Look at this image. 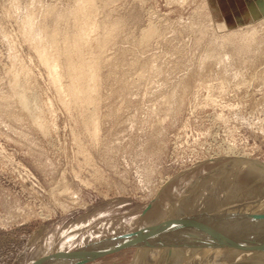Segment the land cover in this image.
<instances>
[{"label":"rangeland","instance_id":"374dc122","mask_svg":"<svg viewBox=\"0 0 264 264\" xmlns=\"http://www.w3.org/2000/svg\"><path fill=\"white\" fill-rule=\"evenodd\" d=\"M31 1L0 0V264H31L171 216L242 211L264 195L262 175L233 160L264 162V0ZM29 9L33 41L54 53L62 86L26 37ZM19 90L37 93L38 117ZM257 222L260 230L213 225L219 241L170 230L174 239L147 236L83 264H194L224 240L264 244ZM208 250L196 264H264L261 250Z\"/></svg>","mask_w":264,"mask_h":264},{"label":"bare ground","instance_id":"6f19581e","mask_svg":"<svg viewBox=\"0 0 264 264\" xmlns=\"http://www.w3.org/2000/svg\"><path fill=\"white\" fill-rule=\"evenodd\" d=\"M15 3H17V1L19 2V0H13ZM33 1V0H32ZM31 1V2H32ZM90 1V0H89ZM93 1V0H92ZM92 1H90V2H92ZM108 1V0H107ZM78 2H80V1H78ZM94 2V1H93ZM13 3V2H12ZM82 3V2H81ZM86 3H88V1L86 2ZM85 2H84V4H86ZM95 3V2H94ZM93 3V4H94ZM11 4V3H10ZM79 4V3H78ZM13 6V5H12ZM80 6H81V4H80ZM90 6V5H89ZM11 7V6H10ZM84 7V6H83ZM15 8H18V6L16 7V5H15ZM29 8V6L27 7V9ZM78 9H79V7H77ZM47 9V8H46ZM85 9V8H84ZM86 9H88V8H86ZM259 9H262V11H264V2H260V6H259ZM16 10V9H15ZM18 10V9H17ZM80 10V9H79ZM89 11V10H88ZM90 11H92V9H90ZM18 12V11H17ZM28 13L27 14H25V18H26V20H27V23L29 24H27L28 25V28H26L27 30V35H26V37L28 36V39H31L32 41H33V38H34V36H36V31H34V18H35V16L33 15L34 14V12L33 11H30V9H29V11H27ZM48 12V11H47ZM86 12V11H85ZM19 13V12H18ZM43 13V12H42ZM87 13V12H86ZM77 14H78V11H77ZM81 14V13H80ZM44 15V14H43ZM83 16V15H82ZM85 16H88V15H86L85 14ZM72 17H74L73 15H72ZM91 17H93V16H91ZM82 18V17H81ZM88 18H90L89 16H88ZM82 19H85V17L84 18H82ZM81 19V20H82ZM87 19V18H86ZM86 19H85V21H86ZM91 19V18H90ZM89 19V20H90ZM24 20V19H23ZM76 20V19H75ZM79 20V19H78ZM92 21H94V20H92ZM26 22V21H25ZM82 22H84V21H82ZM89 22V21H88ZM76 23V22H75ZM87 23V22H86ZM90 23H91V21H90ZM57 24V23H56ZM78 23H76V25H77ZM82 24H84V23H82ZM89 24V23H88ZM93 24H95L94 22H93ZM107 24V23H106ZM109 24V23H108ZM40 25V24H39ZM60 25V24H59ZM24 26V25H23ZM54 26V25H53ZM85 26V25H84ZM151 26V25H150ZM45 27V26H44ZM80 27V26H79ZM87 27V26H86ZM91 27V26H90ZM24 28H25V26H24ZM41 28H42V26H41ZM56 28H58L57 26H56ZM74 28V27H73ZM85 28V27H84ZM83 28V29H84ZM108 28V27H107ZM151 28V27H150ZM152 28H154V26L152 27ZM44 29V28H43ZM47 28H45V30H46ZM55 29V28H54ZM80 29H81V27H80ZM89 29V28H88ZM92 29V28H91ZM90 29V30H91ZM94 29V28H93ZM24 30V29H23ZM37 30V29H36ZM44 30V31H45ZM86 30H87V28H86ZM113 30H115V29H113ZM148 30V29H147ZM39 31H40V27H39ZM57 31V30H56ZM77 31H78V29H77ZM92 31V30H91ZM93 31H95V29L93 30ZM110 31V30H109ZM108 31V32H109ZM41 32V31H40ZM87 33H88V30L86 31ZM85 32V33H86ZM90 32V31H89ZM105 32V31H104ZM145 32H146V30H145ZM155 33V32H154ZM153 33V34H154ZM143 34V33H142ZM23 35H24V33H23ZM38 35V34H37ZM86 35V34H85ZM105 35V34H104ZM107 35V34H106ZM55 36V35H54ZM81 36V35H80ZM79 36V37H80ZM87 36V35H86ZM85 36V37H86ZM89 36V35H88ZM148 36V35H147ZM39 38L41 37V35L40 36H38ZM56 37V36H55ZM99 37V36H98ZM111 37V36H110ZM94 38V37H93ZM100 38V37H99ZM107 38H109V37H107ZM27 39V40H28ZM88 39V38H87ZM25 40H26V38H25ZM73 40V39H72ZM89 40V39H88ZM107 40V39H106ZM32 41H31V43H32ZM76 41V40H75ZM84 41V40H83ZM91 41V40H90ZM98 41H99V39H98ZM108 41V40H107ZM88 42V41H87ZM101 42V41H100ZM74 43V42H73ZM72 43V44H73ZM76 43H77V41H76ZM105 43V42H104ZM55 44H56V42H55ZM78 44V43H77ZM86 44V43H85ZM31 45V44H30ZM29 45V46H30ZM33 45H34V47L36 48V51L38 52L37 54L40 56V59L45 63V65H46V67H47V72L49 71V73L48 74H51L52 75V77H53V79L55 80V82L58 84L57 85V87L59 86V85H61L62 86V84H60L59 82H60V79H62V77H61V74L59 73V71H58V68H57V65H58V63H57V61H56V57H54L53 56V54H51V50L48 48V46L47 45H45L44 43H41V42H38V43H34V41H33ZM83 45V44H82ZM107 45V44H106ZM105 45V46H106ZM67 46V45H66ZM65 46V47H66ZM90 46V45H89ZM102 46V45H101ZM33 47V46H32ZM87 47V46H86ZM78 48V47H77ZM69 49V48H68ZM75 49V48H74ZM80 49V48H79ZM55 50V49H54ZM65 50V49H64ZM91 50V49H90ZM60 51V50H59ZM75 51H77V50H75ZM67 52V51H66ZM72 52V51H71ZM58 53V52H57ZM73 53V52H72ZM77 53V52H76ZM85 53V52H84ZM90 53V52H89ZM98 53V52H97ZM62 54H65V53H62ZM74 54V53H73ZM93 54V53H92ZM102 54V53H101ZM57 55V54H56ZM71 55V54H70ZM89 55V54H88ZM91 55V54H90ZM95 55V54H94ZM38 56V57H39ZM60 56H61V53H60ZM67 56V55H66ZM85 56V55H84ZM65 57V56H64ZM67 57H69L68 59H70V56H67ZM77 57H78V55H77ZM91 57V56H90ZM89 57V58H90ZM56 58V59H55ZM71 58H72V55H71ZM39 59V58H38ZM67 59V61L69 62V60ZM100 59V58H99ZM98 59V60H99ZM63 60V59H62ZM74 60V59H73ZM76 60H79V59H76ZM90 60V59H89ZM63 61H65V58H64V60ZM83 61V60H82ZM43 63V64H44ZM70 63V62H69ZM86 63V62H85ZM87 63H89V62H87ZM86 63V64H87ZM99 63V62H98ZM42 64V65H43ZM82 64V63H81ZM104 64V63H103ZM89 64H87V66H88ZM98 65V64H97ZM96 65V66H97ZM87 66H85V67H87ZM91 66V65H90ZM24 67V66H23ZM66 67V66H65ZM70 67V66H69ZM68 67V68H69ZM80 67V66H79ZM94 67V66H93ZM75 68H76V66H75ZM98 68V67H97ZM102 68V67H101ZM26 69V71H29V70H27V68H25ZM72 69H73V67H72ZM89 69V68H88ZM93 69V68H92ZM60 70V69H59ZM71 70V69H70ZM90 70H91V68H90ZM96 70H98V69H95V72H96ZM15 71V70H14ZM79 71V70H78ZM83 70H81V72H82ZM92 71V70H91ZM91 71H88V72H91ZM16 72V71H15ZM14 72V73H15ZM73 72V71H72ZM80 72V73H81ZM87 72V73H88ZM18 73V72H17ZM16 73V74H17ZM79 73V74H80ZM83 73V72H82ZM86 73V72H85ZM97 73V72H96ZM96 73H94L95 75H96ZM15 74V75H16ZM75 74V73H74ZM74 74H72V75H74ZM98 74V73H97ZM27 75V74H26ZM25 75V76H26ZM69 75V74H68ZM71 75V76H72ZM77 75V74H76ZM95 75H93L94 77H95ZM70 76V77H71ZM90 76V75H89ZM98 76V75H97ZM16 77H17V75H16ZM48 77H50V76H48ZM74 77V76H73ZM79 77V76H78ZM84 77V76H83ZM88 77V76H87ZM94 77H92L91 76V79L92 78H94ZM30 78V77H29ZM28 78V79H29ZM90 78V77H89ZM17 79V78H16ZM18 79H19V77H18ZM51 79V78H50ZM70 79V78H69ZM72 80H74V79H72ZM78 80V79H77ZM94 80H95V78H94ZM20 82H21V80H19ZM24 81V80H23ZM81 81V80H80ZM15 82V81H14ZM75 82H76V80H75ZM84 82V81H83ZM96 82V81H95ZM23 83V82H22ZM55 83V84H56ZM91 83V82H90ZM53 84V83H52ZM81 84H83V83H81ZM99 83H97L96 84V86L98 85ZM21 85V84H20ZM70 85V84H69ZM76 85V84H75ZM78 85V84H77ZM80 85V84H79ZM89 85V84H88ZM91 85H94V84H92L91 83ZM24 86V85H23ZM63 86H64V84H63ZM54 87H55V85H54ZM66 87H67V85H66ZM86 87H87V85H86ZM21 88H25V87H21ZM28 89V88H27ZM58 89H61V87L60 88H58ZM64 89V88H63ZM73 89V88H72ZM75 89V88H74ZM80 89V88H79ZM79 89H78V91H79ZM96 89V88H95ZM30 90V89H29ZM55 90V89H54ZM66 89H64L63 91H65ZM88 90H90L89 92H92V90H93V92L95 93V91H94V86H89V89H87V91ZM23 91H26V90H23ZM58 91V90H57ZM60 91V90H59ZM62 91V90H61ZM69 91V90H68ZM67 91V92H68ZM71 91V90H70ZM81 91V90H80ZM87 91H86V93H87ZM19 92H20V90H19ZM72 92V91H71ZM76 92V91H75ZM89 92H88V95H89ZM19 94H21V102H22V105H23V107L25 108V106L28 108V110L29 111H31V114L33 115H36V117H38V109H39V105H40V103H39V98L36 96V92H34V90L33 91H29V92H20ZM62 94V93H61ZM64 94V93H63ZM76 94V93H75ZM82 94V93H81ZM91 94V93H90ZM77 95V94H76ZM19 96V95H18ZM62 96V95H61ZM66 96V95H65ZM67 96H68V94H67ZM74 96V95H73ZM63 97V96H62ZM71 97V96H70ZM70 97H69V99H68V101L70 100ZM79 97H80V95H79ZM64 98V97H63ZM20 99V98H19ZM65 99H66V97H65ZM73 99V98H72ZM81 99V98H80ZM83 99H84V96H83ZM89 99H91V98H89ZM74 100V99H73ZM77 100H79V99H77ZM82 100V99H81ZM50 101V100H49ZM74 102V101H73ZM78 102V101H77ZM84 102V101H83ZM82 102V104L84 105V103ZM87 102H89V101H87ZM92 102V101H91ZM72 103V102H71ZM75 103V102H74ZM66 104V103H65ZM80 104V103H79ZM87 104V103H86ZM92 104V103H91ZM25 105V106H24ZM69 105V104H68ZM78 106V105H77ZM26 108V109H27ZM50 108V107H49ZM53 111V110H52ZM85 111V110H84ZM51 112V111H50ZM51 114V113H50ZM31 115V116H32ZM33 115V116H34ZM35 118V117H34ZM42 118V117H41ZM43 119V118H42ZM34 120V119H33ZM96 123V122H95ZM94 123V124H95ZM41 124V123H40ZM94 134V133H93ZM234 149V148H233ZM232 149V150H233ZM233 152V151H232ZM233 153H235V152H233ZM237 153V152H236ZM244 153V152H243ZM246 153V152H245ZM248 153V152H247ZM226 155H227V153H226ZM228 155H229V153H228ZM240 155V154H239ZM250 156V155H249ZM205 157V156H204ZM251 157V156H250ZM219 158H220V156H219ZM258 159V158H257ZM235 162H236V164H238L239 166H240V168H242V167H247L248 168V172L249 173H252V174H257V175H262V177L264 178V162H260V161H258V160H254L253 158L251 159V158H247V157H244V156H241V157H238V158H235V159H233ZM227 168V167H226ZM238 168V167H237ZM236 168V169H237ZM246 172V170L244 171V172H242V173H245ZM226 174V173H225ZM243 176H246L245 174H242ZM250 175V174H249ZM248 175V176H249ZM242 178V177H241ZM240 178V179H241ZM260 178V177H259ZM239 179V180H240ZM234 181V180H233ZM230 183V182H229ZM249 183V182H248ZM258 183V182H257ZM259 185V184H258ZM180 188V187H179ZM250 188V187H249ZM256 188V187H255ZM264 188V187H263ZM194 190V189H193ZM163 192V191H162ZM161 192V193H162ZM256 192V191H255ZM259 197V196H258ZM249 200V199H248ZM255 202H253L254 203V205H252V206H249V207H245L244 209H242V211H235V212H247V213H258V212H264V195L262 196H260L258 199H255L254 200ZM250 205H251V203H249ZM159 206H161V204L159 205ZM238 206H241V205H235V206H231V207H238ZM228 207V206H227ZM245 209H247V210H245ZM243 210H245V211H243ZM170 211V210H169ZM207 211H209V210H207ZM223 211V209H220V210H218V212H215V213H219V212H222ZM168 212V211H167ZM201 212V211H200ZM195 213H198V212H195ZM195 213H189V214H195ZM201 213H203V211L201 212ZM206 213H208V212H206ZM210 214H215L214 212H209ZM163 214V213H162ZM200 214V213H199ZM182 216V215H181ZM172 217V216H171ZM170 217V218H171ZM176 217H180V215H178V216H173L172 218H176ZM165 219V218H164ZM231 220H228V221H216V226H218V227H221V230H229V228H230V226H233V229L234 228H236V229H248V228H250V227H254L255 229H257L255 226H259L258 227V229L260 230L261 229V225H263V223L262 224H259L258 222H256V221H252V222H249V221H247V223L245 222L246 220H244V221H242V222H230ZM159 222H161V221H159ZM158 222V223H159ZM263 222V221H262ZM152 224V223H151ZM142 226V225H141ZM144 226V225H143ZM250 226V227H249ZM264 227V226H263ZM111 228V227H110ZM253 228V229H254ZM186 229V228H185ZM187 230V229H186ZM251 230V229H250ZM259 230L257 231L258 233H259ZM179 231V230H178ZM185 231V230H184ZM183 231V232H184ZM196 231V230H195ZM110 232V231H109ZM177 232V231H176ZM175 232V233H176ZM179 232H181V230L179 231ZM166 233V232H165ZM164 233V234H165ZM196 233L197 234H199L198 233V231H196ZM220 233V232H219ZM218 233V234H219ZM261 233H262V231H261ZM161 235H162V233H160ZM169 234H171L170 236H171V238H172V235H173V233L171 232H168V235ZM201 234V237H204V239H206V235L207 234H202V233H200ZM158 235V234H157ZM160 235V236H161ZM178 235V234H177ZM183 235H184V233H183ZM196 235V234H195ZM203 235V236H202ZM221 236H222V234H220ZM255 235V234H254ZM166 236V235H165ZM170 236H166V237H168V238H170ZM198 236H200V235H198ZM227 236V235H226ZM233 236V235H232ZM192 237H194V235L193 236H191V239L190 240H193L192 239ZM197 237V236H196ZM220 237V236H219ZM224 237V236H223ZM175 238H176V236H175ZM199 238V237H198ZM172 239H174V237L172 238ZM229 239V238H228ZM241 239V238H240ZM67 240H69V239H67ZM189 240V241H190ZM195 240V239H194ZM197 240V239H196ZM202 241H203V238L201 239ZM206 240H208V238L206 239ZM212 240V239H211ZM214 240V239H213ZM212 240V241H213ZM155 241V240H154ZM160 241V240H159ZM198 241V240H197ZM197 241H196V243H197ZM201 241V242H202ZM215 242H217V240H214ZM218 241H219V239H218ZM221 241V240H220ZM229 241V240H228ZM230 241H232L231 239H230ZM235 241H237V240H235ZM253 241V240H252ZM146 242V241H145ZM149 242H151V240L149 241ZM195 242V241H194ZM204 242L205 243H207V241H205L204 240ZM210 242V241H209ZM240 242V241H239ZM254 242V241H253ZM186 243V242H185ZM189 243V242H188ZM212 243V242H211ZM214 243V242H213ZM221 243V242H220ZM244 243H246V241H244ZM250 243V242H249ZM262 243V242H261ZM147 244H149V243H147ZM151 244V243H150ZM153 244H155V243H153ZM162 244V243H161ZM165 244V243H164ZM189 244H191V243H189ZM199 243H197L196 245H198ZM209 244V243H208ZM246 244H248V242L246 243ZM251 244V243H250ZM67 245V244H66ZM146 245V244H145ZM167 245H170V244H168L167 243ZM185 245V244H184ZM193 245V244H192ZM203 245H207V244H203ZM212 245H214V244H212ZM218 245V244H217ZM65 246V245H64ZM166 247V246H165ZM202 247V246H201ZM208 247H211V245L210 246H208ZM227 248H231V246H216V248H215V246L212 248H207V246L206 247H204V249L203 250H200V252L196 255H193V263L194 264H196V263H198L201 259H202V263H205V262H207L209 259H207L206 257L207 256H209L210 254L209 253H206L205 251L206 250H210V251H212L211 249H213V251H215L214 252V255H222V254H224L225 253V251L227 250ZM234 248H237V247H234ZM60 249H64V247L63 248H60ZM161 249V248H160ZM169 249V248H168ZM164 250V249H163ZM208 250V251H209ZM232 250V249H231ZM248 250V249H247ZM250 250H253V249H250ZM262 251H264V250H261V252ZM150 252V251H149ZM158 252H161V251H159V250H152V256H154L153 255V253H158ZM188 252V251H187ZM237 252H239V256H242V257H244V258H246V257H253V255H254V253L255 252H253V251H242V250H239V251H237ZM262 253H264V252H262ZM261 253V254H262ZM158 254H160V253H158ZM167 255V254H166ZM157 256V255H156ZM213 256V255H212ZM260 256V255H259ZM159 257V256H158ZM255 257H257V256H255ZM261 257V256H260ZM153 258H155V256L153 257ZM259 258V257H258ZM156 259V258H155ZM169 259V258H168ZM211 259V258H210ZM257 259V258H256ZM261 259V260H260ZM134 260V259H133ZM260 262H262V261H264V256L263 257H261V258H259L258 259ZM258 260L256 261L255 259H254V261H256V262H258ZM151 261H152V258H151ZM155 261V260H154ZM210 261H212V260H210ZM233 261H235V260H233ZM232 261V262H233ZM240 261V260H239ZM135 262V261H134ZM149 262H150V260H149ZM148 262V263H149ZM166 262V261H165ZM152 263V262H151ZM201 263V264H202ZM209 264H210V262H208ZM228 263V262H227ZM230 263H231V261H230ZM223 264V263H222ZM254 264H257V263H255L254 262ZM258 264H259V262H258ZM261 264V263H260Z\"/></svg>","mask_w":264,"mask_h":264},{"label":"water","instance_id":"95a60500","mask_svg":"<svg viewBox=\"0 0 264 264\" xmlns=\"http://www.w3.org/2000/svg\"><path fill=\"white\" fill-rule=\"evenodd\" d=\"M242 222L264 221V212L247 213V212H220L215 214L200 213L196 215L180 216L169 218L159 223L147 224L135 230L124 232L101 241L93 242L87 246L75 249H62L50 254L39 257L31 264H42L51 260L65 261L66 264H83L101 256L119 251L139 241L146 239L147 236L158 233H165L170 230L190 228L195 229L198 233L207 234L206 238H219L216 233V221ZM224 246L238 247L242 249L264 250V244H246L235 240H224ZM220 244V243H217ZM222 245V244H221ZM90 247V248H89Z\"/></svg>","mask_w":264,"mask_h":264}]
</instances>
